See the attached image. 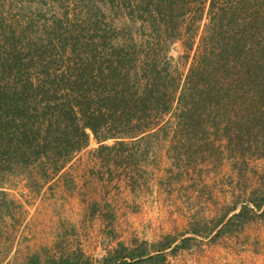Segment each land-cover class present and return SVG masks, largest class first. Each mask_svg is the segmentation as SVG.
<instances>
[{
  "label": "trees",
  "instance_id": "trees-1",
  "mask_svg": "<svg viewBox=\"0 0 264 264\" xmlns=\"http://www.w3.org/2000/svg\"><path fill=\"white\" fill-rule=\"evenodd\" d=\"M78 1L82 14L37 12L45 19L41 28L34 16L21 26L0 16V173L32 168L47 179L90 135L100 151L126 149L125 140L155 135L174 104L176 149L216 140L238 150L239 166L246 155L264 158V0ZM119 11L128 20L121 29L108 19ZM175 41L187 51L195 46L182 83L167 56ZM238 199L202 230L217 238L264 220V176ZM188 233L203 234L194 226ZM190 240L135 238L119 242L100 262L166 264L167 250L173 254ZM41 264L94 260L77 248Z\"/></svg>",
  "mask_w": 264,
  "mask_h": 264
},
{
  "label": "rangeland",
  "instance_id": "rangeland-1",
  "mask_svg": "<svg viewBox=\"0 0 264 264\" xmlns=\"http://www.w3.org/2000/svg\"><path fill=\"white\" fill-rule=\"evenodd\" d=\"M78 3L0 0V16L14 26L34 16L40 27L45 19L37 12L45 18L64 11L82 14ZM117 14L109 13L108 19L121 29L128 20L121 11ZM194 52L195 46L187 51L182 41L169 46L171 72L181 83ZM174 108L160 119L155 135L125 140L126 149L100 151L90 135L88 145L47 179L32 168L0 173V264H28L36 254L34 264H41L77 248L101 264L119 242L129 245L137 238L153 243L165 235L177 244L182 237L191 238L187 247L173 254L167 250L166 264H264V220L217 238L202 230L239 195L260 185L264 158L246 155V165L239 166L238 150L216 140H193L186 142L188 149H176L181 140L175 135ZM193 226L203 234L188 233Z\"/></svg>",
  "mask_w": 264,
  "mask_h": 264
}]
</instances>
